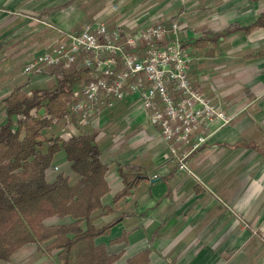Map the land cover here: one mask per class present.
<instances>
[{"label":"crops","instance_id":"obj_1","mask_svg":"<svg viewBox=\"0 0 264 264\" xmlns=\"http://www.w3.org/2000/svg\"><path fill=\"white\" fill-rule=\"evenodd\" d=\"M124 1L0 0V101L15 87L28 83L24 89H36L52 83L49 75L34 82L39 74L31 81L14 76L12 59L23 50L13 51L17 44L13 36L27 39L32 22L54 30L56 42L61 33L86 23H104L110 30L119 26L125 33L138 24L170 30L172 23H178L177 39L189 59L191 88L219 104L230 122L212 126L206 143L188 155L185 161L192 173L188 174L168 154V143L149 124L136 94L95 114L93 127L86 130L97 133L101 159L108 165L109 193L101 201L113 212L99 216L97 211L94 225L118 220L95 242L119 257L114 264H126L145 250L148 264H264V28L248 35L211 36L232 25H250L264 11V0H149L148 9L138 12L144 16L134 20L126 18L139 0H132L129 8L121 6ZM163 5L161 21L151 25L156 7ZM174 40L168 32L161 43ZM176 147L179 156L189 151L186 145ZM58 157L62 160V155ZM127 164L140 168L147 179L114 206V196L124 187L117 166ZM55 167L72 176L65 162ZM57 174L49 172L48 182ZM63 221L53 218L47 224ZM0 264H49V260L30 244Z\"/></svg>","mask_w":264,"mask_h":264},{"label":"trees","instance_id":"obj_2","mask_svg":"<svg viewBox=\"0 0 264 264\" xmlns=\"http://www.w3.org/2000/svg\"><path fill=\"white\" fill-rule=\"evenodd\" d=\"M256 28H264V11L247 27L232 25L211 36L248 35ZM147 47L148 43H139L130 53L141 56ZM47 74L56 76L50 85L24 91L27 83L0 101L4 116L0 124V261L10 262L16 252L33 244L49 264H114L119 257L95 242L118 222L94 225L97 211L99 216L113 212L101 201L109 193L108 165L101 159L97 133L79 125L71 111L75 93L92 79V70L75 64L67 71L57 67ZM59 154L72 176L60 172L48 182L46 175L53 171ZM117 172L124 187L114 196V206L147 179L135 165H118ZM53 218L65 221L47 224ZM148 256L145 250L126 264H148Z\"/></svg>","mask_w":264,"mask_h":264},{"label":"built area","instance_id":"obj_3","mask_svg":"<svg viewBox=\"0 0 264 264\" xmlns=\"http://www.w3.org/2000/svg\"><path fill=\"white\" fill-rule=\"evenodd\" d=\"M178 31L176 22L170 30L153 25L130 33L119 26L110 30L104 23H86L80 31L61 33L58 42L25 64L23 74H41L44 66L67 71L77 64L91 69L92 79L75 93L76 102L71 106L83 127H93V117L100 110L111 109L128 94H136L149 124L168 143V154L175 158L178 169L192 174L185 159L206 143L212 126H225L230 117L219 104L191 88L189 59L177 39ZM168 32L175 40L158 45ZM139 43H148L143 54L130 53ZM172 93H179V98ZM176 144L188 146L189 151L179 156Z\"/></svg>","mask_w":264,"mask_h":264},{"label":"rangeland","instance_id":"obj_4","mask_svg":"<svg viewBox=\"0 0 264 264\" xmlns=\"http://www.w3.org/2000/svg\"><path fill=\"white\" fill-rule=\"evenodd\" d=\"M114 1H116V0H114ZM132 2H133L132 0H125L124 2H122L121 6L124 5V8L125 7L129 8L132 5ZM110 3H114V2H112V0H111ZM119 4H120L119 1H117L116 4H114V5L118 6ZM151 4H152V1H151ZM151 4H150L149 0H139V2H136V4L133 5V7L135 9L133 11L130 9V11L128 13L129 17L127 16L126 19L127 20H134V18H137L138 15L140 16L139 18H142L144 15H140V13H138V12L141 10L142 13H144L143 11L145 9H148L149 5H151ZM117 9L119 11L122 10L121 7H119V8L117 7ZM164 9H165L164 5L158 6V8L156 7V9H155V14H153V15H155V19L150 18L153 15L147 17V19L150 18L149 22L151 25H153L156 22L158 23L161 21L160 19L164 15V13H163ZM127 10H129V9H127ZM122 14H125V12ZM140 26H141L140 24L136 25V27H140ZM28 28H29V30L27 32H28L29 36L27 39L24 38V35H22L23 39H20V38L17 39L15 37L16 35L13 36V38H14L13 43H17L16 45H14L13 51L19 52V50H23V53H21L19 55H14L15 57H13V59H12V68H13L14 76L17 74L18 77L25 78V79L28 78L29 81H31L30 80L31 76H34L35 74H31V75L23 74V68H24L25 64L27 62H29L36 55V53L41 51L43 48L47 47L48 45H50L52 43H55L57 41V37L54 33V30H52V29L48 28L47 26H44L38 22H32ZM81 29H82V27H79L77 29L71 30L70 32H77V31H80ZM31 39H32L31 42H27V43L25 42V40L30 41ZM20 41H22V42H20ZM54 69H57V67H46V66H44L43 73L36 75V78H34L32 80V82H34L35 79H39L45 75H48L47 73H49L51 70H54ZM53 81H54V79L51 80V82H53ZM49 83H50V81H49ZM46 84H48V83H46ZM36 86H43V85L37 84V85H35V87ZM27 90L28 89H24V91H27ZM90 128L91 127L89 126V127L84 128V129H90ZM56 162H58V163L63 162V159L60 160V157L57 156ZM60 172H64V171H61V169H58V171H56L55 173H60Z\"/></svg>","mask_w":264,"mask_h":264}]
</instances>
